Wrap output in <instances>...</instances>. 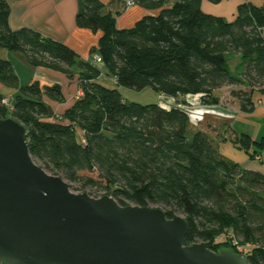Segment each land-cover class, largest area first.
I'll list each match as a JSON object with an SVG mask.
<instances>
[{
    "label": "trees",
    "instance_id": "16d2710c",
    "mask_svg": "<svg viewBox=\"0 0 264 264\" xmlns=\"http://www.w3.org/2000/svg\"><path fill=\"white\" fill-rule=\"evenodd\" d=\"M131 1L158 13L119 29L101 0H79L77 26L102 32L85 60L32 29H12L11 2L0 0V83L19 90L12 109L0 93V120L13 118L29 129L30 153L48 173L105 192L122 206H161L168 218L183 215L188 245L239 254L230 238L240 239L249 264H264V174L221 156L208 133L191 131L185 109L130 102L120 90L152 89L174 98L201 94L204 104L214 105L215 91L244 86L250 91L233 96L241 111L251 113L254 91L264 92V8L245 0L228 21L205 13L202 0ZM3 49L24 54L34 68L78 74L83 96L56 114L48 101L65 103L62 87L39 81L19 86ZM236 54L243 70L234 74L229 60ZM96 55L115 88L99 82ZM234 143L253 159L264 152V137L242 134Z\"/></svg>",
    "mask_w": 264,
    "mask_h": 264
},
{
    "label": "water",
    "instance_id": "95a60500",
    "mask_svg": "<svg viewBox=\"0 0 264 264\" xmlns=\"http://www.w3.org/2000/svg\"><path fill=\"white\" fill-rule=\"evenodd\" d=\"M29 129L0 120V264H249L186 244V218L77 194L30 153Z\"/></svg>",
    "mask_w": 264,
    "mask_h": 264
},
{
    "label": "crops",
    "instance_id": "0c3cea01",
    "mask_svg": "<svg viewBox=\"0 0 264 264\" xmlns=\"http://www.w3.org/2000/svg\"><path fill=\"white\" fill-rule=\"evenodd\" d=\"M128 1L131 0H101L105 6V11L111 12L116 16L117 27L119 29L132 28L143 17L158 13L156 11H147L136 4L126 7ZM244 1L222 0L219 4H213L208 0H202V10L207 14L233 21L237 16L238 7ZM10 2L12 5L10 16V26L12 29H32L45 37L64 43L81 58L90 60L91 51L98 46L102 32H93L77 26L76 16L81 8L79 0H10ZM249 2L258 8H264V0H249ZM262 33L264 36V29ZM4 50L6 51L5 56L3 54ZM10 53L11 51L3 49L1 57L3 56L4 59L9 60L12 57ZM229 65L232 73L242 72V57L238 54L231 56ZM101 67L104 66L101 65ZM32 68L34 70L31 76L32 82L39 81L43 85L59 84L62 87L66 102L59 104L48 101L56 114H63L68 108L73 106L79 98L78 75L69 77L66 74L43 67ZM42 81L47 82L44 84ZM3 88L5 87L0 83V93L5 96V100L8 99L14 103L19 90H9L5 94L1 90ZM241 88L244 89L245 87ZM222 89L214 92V97L218 100V103L214 105L204 104L202 100L203 95L197 94L179 96L177 98L167 97L169 102L161 106L164 108L178 107L185 109L193 116V122L190 125L191 131L201 130L208 133L221 156L239 164L244 169L264 174V152L253 159L245 150L240 149L234 143L242 134L250 135L255 141H259L264 137V92L259 90L254 91L252 97L253 111L245 113L241 111L237 98L232 97L235 102L234 108L220 104L221 100L216 94L221 92ZM228 89L230 91L234 90L229 86ZM170 100L175 101L179 106H174ZM197 118L199 120L195 121ZM243 121L255 125L254 134L247 131L238 132L234 128L238 123H242ZM216 125L222 128V132L216 128ZM251 152L253 151L251 150Z\"/></svg>",
    "mask_w": 264,
    "mask_h": 264
},
{
    "label": "rangeland",
    "instance_id": "374dc122",
    "mask_svg": "<svg viewBox=\"0 0 264 264\" xmlns=\"http://www.w3.org/2000/svg\"><path fill=\"white\" fill-rule=\"evenodd\" d=\"M129 2V1H128ZM127 2V6L126 7H130L128 5ZM6 51H3V54L5 56ZM12 55L11 59H9V61H11L13 63V70L15 72V75L18 77V81H19V86H26L28 84H30L32 82L31 80V76L33 75V68L29 65V63L27 62L24 54L22 53H15V52H11L10 53ZM3 58V56H2ZM24 59V60H23ZM100 68L103 71V74L101 76V78L99 79L100 82L109 87V88H115L116 87V83L114 81V79L107 75V70L105 67H101ZM76 74V72H75ZM78 75V74H76ZM30 78V79H29ZM33 78V77H32ZM47 81H42V83L46 84ZM5 88L1 89L2 92L8 93L9 90H15L17 91L16 88L14 87H9V86H5L4 84H2ZM232 87L235 91H239V90H243L244 92H249L250 88L249 87H245L244 89H242L241 87H233V86H229ZM222 91L219 92L218 94V98H220V104H223L225 106H230L234 108V101H233V91L228 89V86H224L222 87ZM79 90H80V85H79ZM79 92V91H78ZM121 94L123 95V98H125L126 100L130 101V102H136L139 104H143V105H147V104H153V103H157L160 105L166 104L169 102L168 98L165 97L162 94L156 93L154 92L152 89H145L141 92H137V91H133V90H129V89H122L121 90ZM235 98V97H234ZM7 101H9V105L12 103L10 100L6 99ZM239 101V99H238ZM171 103H173L174 106H179L177 105V103L173 100H170ZM239 105H240V101H239ZM192 124V122H191ZM217 129H220V131L222 132V128L219 125H216ZM238 132H252L253 134L255 133V125H253L252 123H245L244 121L242 123H238L235 127H234ZM264 128V127H263ZM212 130V129H211ZM240 130V131H239ZM212 132V131H211ZM192 134V132H191ZM71 188L73 190V192L77 193V194H81V193H88L90 196L94 197V198H101L104 196H109L107 193L105 192H101L97 189H87V190H83L81 189L79 186L77 185H73L71 184ZM151 207H155V208H160L163 211H165V209L161 206H151ZM177 216H181L183 218H185L183 215H177ZM238 240V245H240V247H244V244L242 243V241L240 239ZM219 241H223L222 238H219ZM201 243V242H199Z\"/></svg>",
    "mask_w": 264,
    "mask_h": 264
},
{
    "label": "built area",
    "instance_id": "2783aa9c",
    "mask_svg": "<svg viewBox=\"0 0 264 264\" xmlns=\"http://www.w3.org/2000/svg\"><path fill=\"white\" fill-rule=\"evenodd\" d=\"M128 5L132 6L134 5V3L132 1H129ZM94 61L97 64H102V58L99 55L94 56ZM82 96H83V92L80 90L78 92V97L80 98ZM5 104L12 109L11 105H9V101L5 100ZM190 117H191V122H193V116L191 114H190ZM198 120H199L198 118L195 119V121H198ZM230 241H231V244L234 246V248L238 251L239 255H245V247H240V245H238L237 238H230Z\"/></svg>",
    "mask_w": 264,
    "mask_h": 264
}]
</instances>
